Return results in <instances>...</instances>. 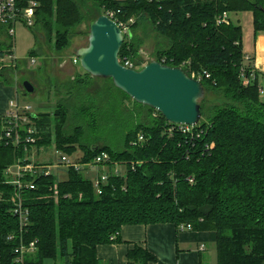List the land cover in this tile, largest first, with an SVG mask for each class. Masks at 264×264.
I'll list each match as a JSON object with an SVG mask.
<instances>
[{
	"label": "trees",
	"instance_id": "16d2710c",
	"mask_svg": "<svg viewBox=\"0 0 264 264\" xmlns=\"http://www.w3.org/2000/svg\"><path fill=\"white\" fill-rule=\"evenodd\" d=\"M37 1L33 26L43 31L46 42L55 40L57 53L70 46L76 29L84 23L93 22L107 9H119L126 17L137 18L133 35L151 27L166 39V46L155 51L157 61L182 67L200 78L206 94L214 93L220 100L210 107L206 100L201 101L202 122L193 132H184L160 112L134 101L135 111L150 119L130 124L123 148L114 150L83 143L84 125L67 132L72 107H78L76 115L81 120L89 115L88 125L94 127L106 123L105 110L109 109L98 101L100 94L93 97L89 90H81V86L87 87L85 78L75 77L76 88L71 89L79 92L77 96L59 101L53 113L32 118L37 128L34 144H0V191L4 194L0 201V264H16L18 240L9 237L19 230L11 212L14 188L5 183V170L18 159H26L33 147L54 143L67 154L82 147V161L106 151L111 156L108 165H125L126 172L112 173L102 184L101 194L82 170L74 168L65 170L63 180L54 174L31 178L38 187L25 192L31 215L24 237L28 243L37 242L26 264H44L47 258H60L64 264H102L98 246L120 241L123 226L156 223L190 224L195 231H215L217 264H264V94L259 90L264 86V72L256 67V56L245 52L243 26L232 19L217 22L225 11L250 12L257 39L264 33V0ZM6 35L7 25L0 24V60L13 48L5 41ZM133 35L124 41L119 57L122 63L130 60L137 69L143 62H136L142 56L143 38ZM0 65V77H4L7 65ZM106 80L113 86L106 90L118 93L116 102L117 98L122 104L131 99L112 79ZM110 104L117 111L116 104ZM140 133L147 140L136 145ZM128 260L129 264H148L156 256L135 247Z\"/></svg>",
	"mask_w": 264,
	"mask_h": 264
},
{
	"label": "rangeland",
	"instance_id": "374dc122",
	"mask_svg": "<svg viewBox=\"0 0 264 264\" xmlns=\"http://www.w3.org/2000/svg\"><path fill=\"white\" fill-rule=\"evenodd\" d=\"M230 18L236 24H241L244 29V43L249 45L252 49L254 41L253 36V20L250 12H231ZM90 22L84 23L80 28L76 29L77 33L74 35L70 42V46L63 52L57 53L54 50V39L53 41L46 42L42 38L43 31L39 27L28 26L24 21H19L15 25V34L10 36L6 35L5 41L7 44H13V52L16 56L17 69L14 70V66L8 67L4 72L5 76L0 77V87H12L13 88V99L19 98L21 104L28 105L31 107V113L38 115L43 112L53 113L57 109L59 101L73 96H77L79 92H72V87L75 86L73 77L81 75L85 78L87 87H83L81 90H89V93L93 97H97L99 94L98 101L103 102L104 106L108 104V110L106 115V123L100 124L99 127L89 126L88 122L90 116L80 119L78 117V107L74 106L71 108L72 113L67 124V132H72L77 125H84L83 143H96L98 145H106L114 150H120L123 148L124 138L126 132L129 129V125L137 123L141 120L150 119L144 115L135 111L134 100L128 99L121 103V100L116 97L118 93L114 90H106L107 88H113L112 82L101 77H93L88 75L86 71L81 67L80 60L75 62L76 51L80 47L88 45V35ZM140 38L142 37L143 42L140 48L142 56L139 55L136 62H141L140 67L142 68L147 62L156 60L155 51L166 46L167 41L157 31L151 27L147 29L142 28L136 30L133 36ZM5 47V46H4ZM254 47V45H253ZM162 48V47H161ZM37 51L35 56L31 57L33 51ZM253 51L249 54V57L254 56ZM31 59H35L36 62L32 63ZM12 64V59L7 56V53L1 63ZM2 65H0L1 69ZM5 68V67H3ZM74 75V76H73ZM31 82L34 86V92L25 94L23 90L24 82ZM18 87V93L16 95L14 89ZM76 88V86H75ZM115 96L113 95V93ZM110 92V93H107ZM3 91L0 90V96H3ZM214 93H205L206 104L208 107L216 104L220 99ZM202 99V100H203ZM81 102V101H80ZM115 103L117 111L113 110L112 104ZM80 105V104H79ZM77 114V115H76ZM110 114V119H108ZM87 121V125H86ZM202 122V121H200ZM61 153L58 151L55 144L47 146L33 147L28 154L26 159L31 162L47 163L51 165L53 174L59 179H65L66 173L64 169H58L57 163L60 161ZM65 154V153H64ZM71 159H75L78 156H84V149L78 147L73 153L69 154ZM125 174L126 166L115 164L109 166L108 164L96 166L90 169H84L82 172L85 177L89 179H95L102 173L120 172ZM44 264H64L62 259L55 261L54 259L47 258L44 260Z\"/></svg>",
	"mask_w": 264,
	"mask_h": 264
},
{
	"label": "built area",
	"instance_id": "2783aa9c",
	"mask_svg": "<svg viewBox=\"0 0 264 264\" xmlns=\"http://www.w3.org/2000/svg\"><path fill=\"white\" fill-rule=\"evenodd\" d=\"M147 1L153 2L160 0ZM38 6L39 2L37 0H0V24L7 25L8 34L13 36L15 34V25L17 22L24 21L28 26H33L35 24L36 9ZM103 14L117 23L124 33L125 40L126 38L128 40L131 38L133 26L137 21L135 16L126 17L122 15L119 9H107ZM229 15L230 12H223L222 15L218 17V24L229 23L231 21ZM7 56L12 59V65L17 64L13 49ZM77 61L78 58L75 57V62ZM31 62L35 63L36 60L31 59ZM122 64L126 67L134 68L133 63L128 59H125V63ZM4 65L6 64L4 63ZM192 77L196 78L195 75ZM196 79L201 80L200 78ZM259 90L263 95L264 86H260ZM30 109V106H23L17 99L10 101L8 111L0 117V144L17 146L22 144H34L36 142L37 128L32 124V118L35 117V115L31 113ZM193 127L194 126L191 125L179 124V128L184 132H193ZM146 140V135L140 133L135 144L140 145ZM64 153H61L60 161L56 165L58 169L66 170L74 168L83 171L84 169H90L111 162V156L106 151H100L91 160L87 161H82L83 157L71 159L69 154ZM115 164L117 165L118 163ZM119 165L121 166V164ZM51 168V165L47 163L31 162L28 159H18L5 170V183L12 185L14 188V192L10 198L12 203L11 212L17 218L19 229L17 235H11L9 237L10 240H18V244L14 250L16 264H26L27 256L36 251L37 241L35 240L28 243L24 237L30 225L31 215L30 207L27 202L28 198L25 196V192L34 190L38 187V184L31 178L52 175L53 171ZM114 173L122 175V171ZM110 175L111 172L102 173L95 179H92L98 193L101 194V186L108 181ZM54 190V199L57 201L59 194L57 184L54 185ZM3 195L4 194L0 191V201L3 199ZM177 227L179 231L192 229L190 224H180ZM203 247L204 246L201 248Z\"/></svg>",
	"mask_w": 264,
	"mask_h": 264
},
{
	"label": "water",
	"instance_id": "95a60500",
	"mask_svg": "<svg viewBox=\"0 0 264 264\" xmlns=\"http://www.w3.org/2000/svg\"><path fill=\"white\" fill-rule=\"evenodd\" d=\"M125 36L115 21L100 14L90 24L88 45L76 51L81 67L93 77L112 79L114 85L137 103L160 112L174 124L195 126L202 118L205 87L182 67L157 60L135 69L122 64L119 53ZM25 94L33 93L31 82L23 83Z\"/></svg>",
	"mask_w": 264,
	"mask_h": 264
},
{
	"label": "crops",
	"instance_id": "0c3cea01",
	"mask_svg": "<svg viewBox=\"0 0 264 264\" xmlns=\"http://www.w3.org/2000/svg\"><path fill=\"white\" fill-rule=\"evenodd\" d=\"M252 51L256 56V67L264 72V33H260L257 39H254L252 49L245 45V52L248 55ZM11 66L15 65L7 64V68ZM0 90L4 94L0 96L1 117L8 111L14 93L12 87H0ZM14 91L17 95L18 87ZM16 99L20 102L18 97ZM118 238L120 241L113 240L111 243L98 246L97 254L102 264H129L128 253L135 247L156 256V260L148 264H217L215 231L192 229L179 231L174 223L125 225ZM202 246L204 247L201 248Z\"/></svg>",
	"mask_w": 264,
	"mask_h": 264
}]
</instances>
